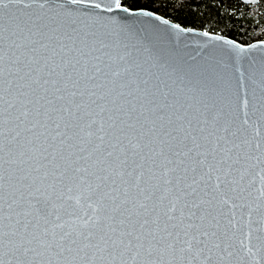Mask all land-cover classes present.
Listing matches in <instances>:
<instances>
[{
  "label": "snow or ice",
  "instance_id": "1",
  "mask_svg": "<svg viewBox=\"0 0 264 264\" xmlns=\"http://www.w3.org/2000/svg\"><path fill=\"white\" fill-rule=\"evenodd\" d=\"M157 8L0 0V162L10 166H0V247L18 264L29 254L72 264L89 250L110 264H224L253 233L264 260V73L259 93L230 89L211 66L194 84L192 69L176 76L149 37L121 23ZM22 34L25 44L13 39Z\"/></svg>",
  "mask_w": 264,
  "mask_h": 264
},
{
  "label": "water",
  "instance_id": "2",
  "mask_svg": "<svg viewBox=\"0 0 264 264\" xmlns=\"http://www.w3.org/2000/svg\"><path fill=\"white\" fill-rule=\"evenodd\" d=\"M244 4L255 5L259 3V0H238ZM63 0H49V3L52 6H55L59 3H62ZM96 3H101L102 7L112 3V0H94ZM68 8H75L74 5H67ZM15 11V9H13ZM88 13L91 15H108L103 12H99L94 8H88ZM118 17H124V13H116ZM158 15L154 13V16L149 17H128L122 19L121 23L128 26V28L134 34H138L140 37L147 36L156 46L157 50L162 51L166 54L167 58L171 65L177 68L176 76H182L188 69H192L193 72L190 76L195 83V74L199 69L207 68L211 66L215 68L218 75L223 79L227 87L230 89H235L237 82L240 81L241 84H246L248 90L251 91L253 87H257L261 80V75L264 73V41H259L252 43L250 45H242L230 38L208 33L207 36L203 35L205 31L196 30L192 28H184L180 26L183 31L178 30L173 27L176 23L160 16V20H156L154 17ZM167 20L168 23L164 24L163 21ZM4 23L7 26L9 24L8 16L4 17ZM191 29V31H189ZM7 36V33H5ZM25 34H22L18 37H13L17 43L25 44L27 41L24 38ZM220 37L221 39H216ZM225 40H231L232 44L224 43ZM135 42V40H133ZM8 41H5L4 47L7 49ZM237 45L239 47H237ZM23 51V49H21ZM146 55V54H144ZM7 67V64H5ZM147 67V65H146ZM171 71V69H169ZM153 72H158L157 68L152 69ZM243 73V77L241 76ZM163 79L167 80L166 76H163ZM175 78V76H174ZM256 81V85L252 84V80ZM187 82V80H186ZM171 84V80L168 81ZM191 86V85H189ZM241 94L243 95L244 88L240 89ZM257 93H259V88L257 87ZM255 118V117H254ZM4 159L7 160L8 157L5 155ZM0 166L4 170L9 169V164L0 162ZM13 168L15 165L12 166ZM26 167V165H24ZM5 181L4 183V195L5 199L8 198L7 194L12 189L9 187V182L7 181V172L5 171ZM256 184L254 187L258 188L260 186L259 177L256 178ZM15 183V181H12ZM26 194V193H25ZM19 196V193H17ZM11 202V200L9 201ZM69 204L72 205V208L69 211L76 209L74 201H70ZM0 215L7 216L9 209L6 203L0 201ZM27 209V204L21 201L19 207H13L11 213L14 217L15 212H23ZM22 218V217H21ZM258 217L254 216L253 219ZM65 220H69L70 217L67 215L64 216ZM7 223V220L4 221ZM257 225L253 224V228H256ZM248 231L247 228L244 230ZM256 233H253V238L251 243L245 239L246 248L241 250L240 245L236 243L237 254L231 258L225 260L224 264H264V260L261 259V253L257 251V241L255 240ZM247 247L252 248V252H247ZM67 255V254H65ZM83 255V254H81ZM101 254H96L93 258L92 252L89 250L88 257L84 260L77 258L72 261V264H110V257H107L104 254V259H100ZM49 255L45 254L44 256H33L29 254L28 260L30 264H48ZM71 260V257H69ZM147 257L138 258L137 264H145ZM170 257L165 256L163 264H167V261ZM0 260L4 261V264H18L16 257L9 252L7 248L0 247ZM53 264H57V258L52 257ZM115 264H119V259L116 260ZM131 264V261H129Z\"/></svg>",
  "mask_w": 264,
  "mask_h": 264
},
{
  "label": "trees",
  "instance_id": "3",
  "mask_svg": "<svg viewBox=\"0 0 264 264\" xmlns=\"http://www.w3.org/2000/svg\"><path fill=\"white\" fill-rule=\"evenodd\" d=\"M188 6L180 9L179 5ZM156 14L184 28L230 38L242 45L264 41V0H156Z\"/></svg>",
  "mask_w": 264,
  "mask_h": 264
}]
</instances>
